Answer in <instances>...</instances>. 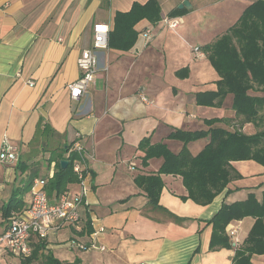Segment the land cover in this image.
<instances>
[{"label":"crops","instance_id":"obj_1","mask_svg":"<svg viewBox=\"0 0 264 264\" xmlns=\"http://www.w3.org/2000/svg\"><path fill=\"white\" fill-rule=\"evenodd\" d=\"M147 1L0 0V144L6 137L18 155L13 164L0 162V210L13 195L24 207L30 199L25 185L43 179L44 188L75 140L94 153L81 231L71 225L51 231L25 264H232L254 223L251 216L231 220L225 229L231 245L210 247L213 225L207 222L222 204L245 200L249 193L261 201L264 166L254 160L231 162L240 177H232L206 204L187 197L180 175L159 174L156 203L135 178L157 174L163 160L143 162V138L177 153L182 142L168 137L175 129H232L239 123L229 93L220 105L197 103L196 94L215 91L219 80L200 48L225 33L255 0H156L160 20H138L127 50L98 48L94 80L78 100L69 97L67 85L79 75L80 52L92 45L93 24H105L109 32L116 12ZM183 1L187 5L179 8ZM176 8L182 12L169 16ZM165 17H178L179 25L168 28ZM213 118L229 121L204 122ZM242 130L255 132L252 123ZM207 142L204 137L186 146L194 156ZM230 225L236 243L227 233ZM101 226L104 231L95 233ZM75 237L105 250H81L70 245ZM37 240H30L31 252ZM22 258L0 251V264H23ZM251 262L264 264V253L252 255Z\"/></svg>","mask_w":264,"mask_h":264},{"label":"trees","instance_id":"obj_2","mask_svg":"<svg viewBox=\"0 0 264 264\" xmlns=\"http://www.w3.org/2000/svg\"><path fill=\"white\" fill-rule=\"evenodd\" d=\"M181 12L182 9L176 8L168 15L177 16ZM142 18L150 22L160 20V8L156 0H149L143 5L134 3L130 10L116 12L114 28L108 32L107 46L119 50L129 49L137 34L133 26ZM200 50L218 73L219 80L215 91L196 94L197 103L220 105L229 93L232 95L231 108L234 116L239 118V123L232 129L218 126L195 131L175 129L168 137L182 142L177 153L171 152L164 143L152 145L148 138H143L139 142V147L145 151L143 162L150 157L163 159L157 174L135 178V183L144 187L153 203H156L162 186L161 173L180 175L187 197L206 204L226 188L232 177H240L231 162L251 159L264 166V0L248 4L225 33ZM221 121L229 119L213 118L204 122L212 125ZM245 123H254L261 128L253 134H246L241 130ZM204 137H208V142L196 155H191L186 144ZM74 157V154L69 153L64 158L68 161L64 168L60 166V160L56 161L55 171L44 186L50 199L57 198L68 189L69 184L77 181L71 167ZM30 185H25V192ZM24 203L13 195L3 204L0 225L5 226L11 212L21 210ZM245 216L253 217L254 223L235 250L232 264H252V255L264 253V192L261 201L249 193L245 200L222 204L207 222L213 225L210 247H229L231 244L225 232L226 225L233 219ZM40 245L41 239H38L31 255L22 258L23 264L35 257ZM55 261L52 262L57 264Z\"/></svg>","mask_w":264,"mask_h":264},{"label":"built area","instance_id":"obj_3","mask_svg":"<svg viewBox=\"0 0 264 264\" xmlns=\"http://www.w3.org/2000/svg\"><path fill=\"white\" fill-rule=\"evenodd\" d=\"M178 17H165L163 23L168 28H176L179 25ZM92 45L83 49L77 58L78 77L68 85L70 99L78 100L84 95L89 84L94 80L98 70V59L96 50L106 48L108 43V27L102 23H95L92 27ZM145 35H150V30H145ZM196 55H202L198 48H194ZM74 154L71 162L72 171L77 181L76 191L67 189L55 199H50L43 188L44 180L35 179L30 186V199L19 211H12L9 221L5 226L0 225V251L7 250L20 257L31 255L30 240L32 238L45 239L51 231H57L62 225H71L76 231H81L80 208L85 204V196L89 189L88 181L90 171L88 162L94 153L87 150L78 140H75L67 153ZM17 148L4 137L0 144V162L13 164L17 161ZM104 231L98 227L95 233ZM227 233L236 243V228L227 227ZM81 250L99 249L105 250L104 245L97 246L93 240L85 243L78 237L70 241Z\"/></svg>","mask_w":264,"mask_h":264},{"label":"water","instance_id":"obj_4","mask_svg":"<svg viewBox=\"0 0 264 264\" xmlns=\"http://www.w3.org/2000/svg\"><path fill=\"white\" fill-rule=\"evenodd\" d=\"M187 1H183L180 5H179V8H181V7H183L184 5H187ZM67 160L66 159H61L60 160V166L62 167V168H64L66 165H67Z\"/></svg>","mask_w":264,"mask_h":264},{"label":"rangeland","instance_id":"obj_5","mask_svg":"<svg viewBox=\"0 0 264 264\" xmlns=\"http://www.w3.org/2000/svg\"><path fill=\"white\" fill-rule=\"evenodd\" d=\"M237 123V122H236ZM236 123H235V125H236ZM253 124V127L255 128V132L257 131V130H259L261 127L259 126H256V125H254V123H252ZM262 126V125H261ZM263 127H264V120H263ZM242 130V129H241ZM244 133H246V134H253V133H255V132H251V133H247V132H245L244 130H242Z\"/></svg>","mask_w":264,"mask_h":264}]
</instances>
